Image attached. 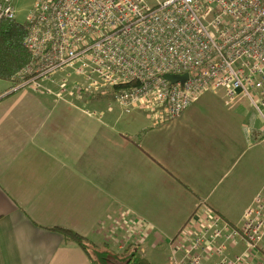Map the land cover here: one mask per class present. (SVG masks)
Segmentation results:
<instances>
[{
	"label": "crops",
	"instance_id": "1",
	"mask_svg": "<svg viewBox=\"0 0 264 264\" xmlns=\"http://www.w3.org/2000/svg\"><path fill=\"white\" fill-rule=\"evenodd\" d=\"M230 108L205 93L177 120L152 124L142 112L124 113L109 90L69 104L0 80V264H91L55 228L151 263L147 250L164 245L172 256V242L197 226L203 207L239 226L264 183L241 202L247 113ZM258 126L252 121L255 141Z\"/></svg>",
	"mask_w": 264,
	"mask_h": 264
},
{
	"label": "built area",
	"instance_id": "2",
	"mask_svg": "<svg viewBox=\"0 0 264 264\" xmlns=\"http://www.w3.org/2000/svg\"><path fill=\"white\" fill-rule=\"evenodd\" d=\"M14 18L13 0H0V19ZM25 28L31 59L13 91L71 103L109 90L124 113L152 124L221 94L228 108L247 100L264 137V0H35ZM196 215L197 226L172 242L171 264H264V185L239 226L207 207Z\"/></svg>",
	"mask_w": 264,
	"mask_h": 264
},
{
	"label": "trees",
	"instance_id": "3",
	"mask_svg": "<svg viewBox=\"0 0 264 264\" xmlns=\"http://www.w3.org/2000/svg\"><path fill=\"white\" fill-rule=\"evenodd\" d=\"M25 38V24H18L13 19H0V80L13 83L16 75L30 62L31 55L24 46ZM51 230L61 234L66 241L76 244L91 264H110L119 259L117 253L97 249L86 238L71 230L61 228ZM122 257L125 264H150L137 251Z\"/></svg>",
	"mask_w": 264,
	"mask_h": 264
},
{
	"label": "rangeland",
	"instance_id": "4",
	"mask_svg": "<svg viewBox=\"0 0 264 264\" xmlns=\"http://www.w3.org/2000/svg\"><path fill=\"white\" fill-rule=\"evenodd\" d=\"M35 0H13L14 8L16 10L15 13V22L21 25H24L27 20V16L33 8ZM35 93V92H33ZM38 94V93H36ZM69 104H73L74 102H68ZM232 111L234 110H245L246 115L244 119L241 121L245 136H246V144H247V152H246V170L244 172V187L245 191L241 195V202L245 201L246 198L250 195L253 189L258 186L259 183H264V154H261L260 149L257 146L264 147V137L261 136L259 141H255L250 137V127L252 121H256V126H261L260 120H256V112L254 108L249 105L247 100H239L234 107L230 108ZM259 119V118H258ZM262 127V126H261ZM249 134V135H248ZM255 156L252 159L251 164L249 163V157ZM264 185V184H263ZM111 252L117 253L120 258H122V253L125 252L126 248H123V245L116 246L113 248L111 245ZM125 255V253H124ZM123 255V256H124ZM237 255V254H236ZM147 256L150 258V264H171L172 259L170 254H168L167 246H161L156 250H147ZM235 256V255H234ZM168 259H167V258ZM170 257V258H169ZM233 257V256H232ZM120 261V259H118ZM112 264V262H110ZM115 264V262H113ZM120 264H123L120 262Z\"/></svg>",
	"mask_w": 264,
	"mask_h": 264
},
{
	"label": "water",
	"instance_id": "5",
	"mask_svg": "<svg viewBox=\"0 0 264 264\" xmlns=\"http://www.w3.org/2000/svg\"><path fill=\"white\" fill-rule=\"evenodd\" d=\"M165 80L168 81L170 84H175V83H181L183 84L187 76L186 75H165L164 76Z\"/></svg>",
	"mask_w": 264,
	"mask_h": 264
}]
</instances>
